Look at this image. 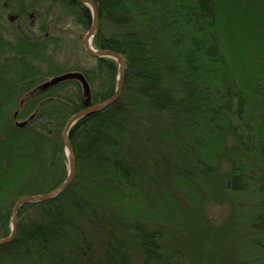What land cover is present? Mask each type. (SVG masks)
I'll list each match as a JSON object with an SVG mask.
<instances>
[{
    "label": "trees",
    "instance_id": "1",
    "mask_svg": "<svg viewBox=\"0 0 264 264\" xmlns=\"http://www.w3.org/2000/svg\"><path fill=\"white\" fill-rule=\"evenodd\" d=\"M89 1L93 48L125 60L121 95L71 129L72 183L19 210L0 264H264V0ZM0 7L27 23L35 9L55 30L66 17L92 25L77 0ZM47 27L0 35V240L19 201L68 176L62 135L84 90L77 79L41 87L81 74L91 106L117 88V62L76 38L62 58Z\"/></svg>",
    "mask_w": 264,
    "mask_h": 264
},
{
    "label": "water",
    "instance_id": "2",
    "mask_svg": "<svg viewBox=\"0 0 264 264\" xmlns=\"http://www.w3.org/2000/svg\"><path fill=\"white\" fill-rule=\"evenodd\" d=\"M78 2H81L82 4H84L86 7H88L91 11L92 14V25L91 28L89 29L88 33L86 34L85 38H84V49L86 51V53L93 57V58H102V59H111L114 60L115 62H117L118 64V79H117V88L115 91L114 96L102 103V104H98L95 106H91V99H90V86L88 84V82L86 81L85 77L81 74H65L62 76H58L53 78L52 80L46 82L40 90L42 91H46L48 88L57 86L60 83H63L65 81L71 80V79H77L84 90V96L86 97V103H85V109L82 110L81 112L77 113L76 115H74L69 122L67 123L64 131H63V145L65 147L66 150V154H67V159H68V166H69V172H68V176L66 181L55 191L51 192L50 194L47 195H42V196H37V197H32V198H26L23 199L21 201H19L13 211H12V215H11V235L6 238V239H2L0 240V246L1 245H5V244H9L10 242L13 241V239L15 238L16 232H17V215L19 210L27 205V204H37V203H44V202H49L52 201L56 198H58L72 183L74 176H75V158H74V153L70 144V140H69V132L71 131V129L74 127V125L80 121L81 119L90 116L92 114H96L99 113L103 110H105L106 108L110 107L111 105H113L114 103L117 102V100L119 99L120 95H121V91H122V87H123V82H124V74H125V60L122 56L117 55L113 52L110 51H104V50H95L92 46V41L93 38L97 32L98 29V15H97V9L96 6L94 5V3H92L89 0H77ZM16 118V115H15ZM26 123H17V126L20 128H23L25 126Z\"/></svg>",
    "mask_w": 264,
    "mask_h": 264
},
{
    "label": "rangeland",
    "instance_id": "3",
    "mask_svg": "<svg viewBox=\"0 0 264 264\" xmlns=\"http://www.w3.org/2000/svg\"><path fill=\"white\" fill-rule=\"evenodd\" d=\"M5 10V11H4ZM35 10V9H34ZM38 13V12H37ZM0 35H3V38L5 40H15V36L18 35V30H32L35 36H43V34L39 33L38 28L41 27L45 22L46 25L48 24L47 31L54 32L55 36L59 37L60 42V50L59 53L62 56V58L65 57V52H67L66 49H68V45L70 44L71 38H76L79 43H84V38L87 34L88 31L84 30L82 27L78 26L76 21L70 17V18H65V20L61 19V22L58 25V29L55 30L56 28L53 27L52 24H49L48 21L50 22L52 18H49V20L46 21L45 16H43L42 19H39V17L33 16V19L35 21V25H30V22H16V23H9L8 18L9 17H14L15 14L9 11H6V9L0 7ZM32 19V16H31ZM28 25V28H26ZM21 27V28H19ZM26 28V29H25ZM20 30V32L22 31ZM55 58L58 57L56 54L54 55ZM70 56H68L69 58ZM59 58V57H58ZM67 60H72L71 62L74 63V58L72 59H67ZM91 63V61H90ZM84 64L89 65V63L84 62ZM17 116V113H15ZM15 123H25L22 122L21 120H17V118H14ZM68 172H69V166H68ZM211 215L212 219L215 220L216 222H222L224 217L226 216V211L223 208H213L211 210Z\"/></svg>",
    "mask_w": 264,
    "mask_h": 264
},
{
    "label": "flooded vegetation",
    "instance_id": "4",
    "mask_svg": "<svg viewBox=\"0 0 264 264\" xmlns=\"http://www.w3.org/2000/svg\"><path fill=\"white\" fill-rule=\"evenodd\" d=\"M38 11H36V10H34V11H31V13H29L28 14V16L31 18V16H32V21H31V23H30V25H35L34 23H35V21H34V19H33V16H36V17H39V12L37 13ZM8 21L10 22V23H16V22H19V18L18 17H9L8 18ZM19 28H21V27H19ZM19 30H21V29H19ZM38 31H39V33H41V27H39L38 28ZM46 36H47V34H46ZM83 47H84V43H83ZM85 50V49H84ZM86 52V51H85Z\"/></svg>",
    "mask_w": 264,
    "mask_h": 264
}]
</instances>
